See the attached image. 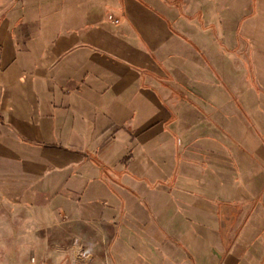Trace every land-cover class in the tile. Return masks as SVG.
I'll use <instances>...</instances> for the list:
<instances>
[{
  "label": "crops",
  "instance_id": "crops-1",
  "mask_svg": "<svg viewBox=\"0 0 264 264\" xmlns=\"http://www.w3.org/2000/svg\"><path fill=\"white\" fill-rule=\"evenodd\" d=\"M0 264H264V0H0Z\"/></svg>",
  "mask_w": 264,
  "mask_h": 264
},
{
  "label": "built area",
  "instance_id": "built-area-1",
  "mask_svg": "<svg viewBox=\"0 0 264 264\" xmlns=\"http://www.w3.org/2000/svg\"><path fill=\"white\" fill-rule=\"evenodd\" d=\"M115 21L118 22V20ZM73 248V254H75V257L82 262H87L93 257L91 250L87 249L84 244L79 243L78 241L73 243Z\"/></svg>",
  "mask_w": 264,
  "mask_h": 264
},
{
  "label": "rangeland",
  "instance_id": "rangeland-1",
  "mask_svg": "<svg viewBox=\"0 0 264 264\" xmlns=\"http://www.w3.org/2000/svg\"><path fill=\"white\" fill-rule=\"evenodd\" d=\"M69 241V240H68ZM75 241H78L79 243H82V242H80L79 240H74L73 242H72V245H71V253H72V255L75 257V254H73V250H74V248H73V243L75 242ZM70 242H71V240H70ZM71 244V243H70ZM83 244V243H82ZM85 246V245H84ZM76 258V257H75ZM31 260H32V262H35L36 261V258L34 257V256H32V258H31Z\"/></svg>",
  "mask_w": 264,
  "mask_h": 264
}]
</instances>
